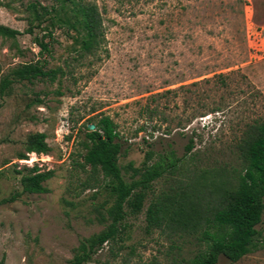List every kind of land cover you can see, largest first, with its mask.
<instances>
[{"label": "rangeland", "instance_id": "obj_1", "mask_svg": "<svg viewBox=\"0 0 264 264\" xmlns=\"http://www.w3.org/2000/svg\"><path fill=\"white\" fill-rule=\"evenodd\" d=\"M80 1L102 21L90 52ZM64 14L76 27L58 20ZM0 25L20 31L0 35V86L24 63L58 70L54 81L0 90V264H70L83 239L109 226L114 198L101 169L85 164L87 126L104 116L120 133L128 181L162 156L181 161L152 182L139 211L125 205L117 241L86 264H186L205 247V215L237 189L250 126L264 121V0H0ZM37 133L48 153L27 152ZM38 172L51 173L44 192L24 180ZM180 201L186 228L169 213L170 226L148 228L152 204ZM257 227L260 249L218 264H264V220Z\"/></svg>", "mask_w": 264, "mask_h": 264}, {"label": "trees", "instance_id": "obj_2", "mask_svg": "<svg viewBox=\"0 0 264 264\" xmlns=\"http://www.w3.org/2000/svg\"><path fill=\"white\" fill-rule=\"evenodd\" d=\"M34 7L37 8L35 4ZM44 8L50 12L60 11L56 7ZM74 14L81 15L80 22L86 30L83 48L90 52L97 46L102 35L100 12L96 7L80 1L74 8ZM57 17L69 27H76L79 22L68 14ZM19 33L17 29L0 25V35L15 37ZM35 42L40 47V52L51 53L48 44L43 40L36 39ZM57 73V69L46 70L41 61L24 63L14 71L12 77L6 76L1 80L0 90L2 94L7 93L14 80L48 78L54 81ZM95 125L94 130H91L90 125L87 126L89 131L86 136L90 144L85 155V164L91 165L95 170L100 168L106 179L105 188L114 198V203L108 210L112 220L104 231L80 242L79 252L70 264L91 262L106 243L116 240L125 227L123 220L128 213L125 205H128L132 212L139 211L152 182L176 168L181 161L179 158L171 159V156L165 161V157L162 156L151 165L145 164L144 168H136L133 177L128 181L118 162L123 147L115 122L109 116H104ZM45 140V133L33 135L28 143L27 152L48 153L50 147ZM244 144L247 161L237 189L221 200L210 212L211 215H205L207 227L201 237L205 247L186 264H218L222 256L231 262H237L263 246L262 233L257 226L264 220V121L250 126ZM193 148L194 141L191 139L186 146V153L191 152ZM171 155H174L173 151ZM19 156L21 159L28 158L25 153ZM34 168L33 170L37 171V167ZM50 176L51 173L38 172L24 180L30 191L44 192L46 189L41 185V181ZM180 203L179 207L174 209L168 203L152 204L148 210V228L165 224L170 226L171 220L173 223L179 222L181 227L186 228L191 217L186 216L185 204H182V201ZM168 213L171 219L169 221L164 220ZM175 217L179 220H174Z\"/></svg>", "mask_w": 264, "mask_h": 264}, {"label": "water", "instance_id": "obj_3", "mask_svg": "<svg viewBox=\"0 0 264 264\" xmlns=\"http://www.w3.org/2000/svg\"><path fill=\"white\" fill-rule=\"evenodd\" d=\"M90 128H91L92 130H94V129L96 128V125H95V124H91V125H90Z\"/></svg>", "mask_w": 264, "mask_h": 264}]
</instances>
